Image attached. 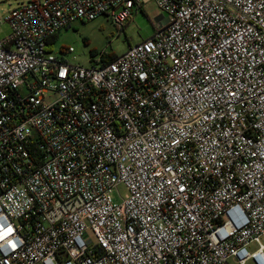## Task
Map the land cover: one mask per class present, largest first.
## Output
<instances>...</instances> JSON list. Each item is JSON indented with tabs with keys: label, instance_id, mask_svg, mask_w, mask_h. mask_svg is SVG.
I'll return each mask as SVG.
<instances>
[{
	"label": "built area",
	"instance_id": "obj_1",
	"mask_svg": "<svg viewBox=\"0 0 264 264\" xmlns=\"http://www.w3.org/2000/svg\"><path fill=\"white\" fill-rule=\"evenodd\" d=\"M18 1L0 17V264H264V0ZM152 2L167 18L110 62L49 50Z\"/></svg>",
	"mask_w": 264,
	"mask_h": 264
},
{
	"label": "rangeland",
	"instance_id": "obj_2",
	"mask_svg": "<svg viewBox=\"0 0 264 264\" xmlns=\"http://www.w3.org/2000/svg\"><path fill=\"white\" fill-rule=\"evenodd\" d=\"M20 3L21 1L18 0H0V17L4 18L9 14V4L11 9H14ZM162 15L157 4L152 2L143 10H134L132 17L123 28L116 27L105 17L87 22L77 21L68 29L61 31L56 42L49 46V50L68 62L90 66L93 62L100 60L103 55L120 56L130 46L153 37L156 26L167 18L165 15L161 17ZM10 33V24L3 22L0 27V38L7 37ZM67 50H71L70 54L62 53ZM56 99V95L49 94L46 102L52 103ZM120 190L123 195L126 194L124 186H121ZM88 235L93 242L97 241L91 232Z\"/></svg>",
	"mask_w": 264,
	"mask_h": 264
},
{
	"label": "trees",
	"instance_id": "obj_3",
	"mask_svg": "<svg viewBox=\"0 0 264 264\" xmlns=\"http://www.w3.org/2000/svg\"><path fill=\"white\" fill-rule=\"evenodd\" d=\"M58 36H59V35H55V36L51 39L50 44H53L54 42H56ZM116 57H117L116 54L103 55L102 60H103L104 62H110V61L114 60Z\"/></svg>",
	"mask_w": 264,
	"mask_h": 264
},
{
	"label": "water",
	"instance_id": "obj_4",
	"mask_svg": "<svg viewBox=\"0 0 264 264\" xmlns=\"http://www.w3.org/2000/svg\"><path fill=\"white\" fill-rule=\"evenodd\" d=\"M161 17H163V16H161Z\"/></svg>",
	"mask_w": 264,
	"mask_h": 264
}]
</instances>
